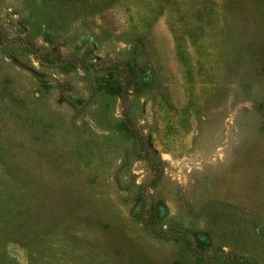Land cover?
<instances>
[{
    "label": "rangeland",
    "instance_id": "374dc122",
    "mask_svg": "<svg viewBox=\"0 0 264 264\" xmlns=\"http://www.w3.org/2000/svg\"><path fill=\"white\" fill-rule=\"evenodd\" d=\"M0 29L56 60L0 52V264H203L145 218L264 264V0H0Z\"/></svg>",
    "mask_w": 264,
    "mask_h": 264
},
{
    "label": "trees",
    "instance_id": "16d2710c",
    "mask_svg": "<svg viewBox=\"0 0 264 264\" xmlns=\"http://www.w3.org/2000/svg\"><path fill=\"white\" fill-rule=\"evenodd\" d=\"M12 44L14 46L23 47L29 50L33 55H35L41 63H48L54 65L56 60H50L48 55L44 56L42 48H40L34 41L31 39H21L18 42H14V40H10L0 29V52L6 53L9 55V49L12 48ZM51 55V54H50ZM14 61H17L16 54L9 55ZM128 71L133 78H136V71L133 67H129ZM37 78H41V74L35 73ZM127 81V80H126ZM131 89L130 82H124L123 85L119 84L117 86V93L118 95L124 100L127 101V97L129 95ZM135 121L132 116L127 113L125 114L124 120V129L131 132L132 136L136 139V142L142 146L141 149L144 151V146H146L150 152L149 155L157 156L156 151H152L148 146V143L144 142V136L140 134L139 131L136 130ZM154 212L150 215L152 218ZM143 226L147 233L150 235L157 237L163 240H171L172 238H179L184 240L187 247L189 248L190 252L196 256L203 264H258L255 260L250 259L248 257L239 256L236 254H227L224 252H219L216 250H212L208 248L209 246L206 245L199 236H195L189 231H165L163 229H156L150 222V219L145 218L143 220Z\"/></svg>",
    "mask_w": 264,
    "mask_h": 264
}]
</instances>
